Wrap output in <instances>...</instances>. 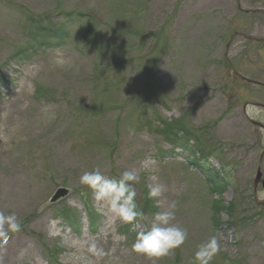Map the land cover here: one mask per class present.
<instances>
[{
	"label": "rangeland",
	"instance_id": "obj_1",
	"mask_svg": "<svg viewBox=\"0 0 264 264\" xmlns=\"http://www.w3.org/2000/svg\"><path fill=\"white\" fill-rule=\"evenodd\" d=\"M72 10L97 17L92 40L74 22L67 36L33 32ZM95 168L137 170L142 220L95 201L79 183ZM257 168L264 179V0H0V212L21 221L0 264H195L213 235L211 264H264ZM173 203L188 239L136 253Z\"/></svg>",
	"mask_w": 264,
	"mask_h": 264
},
{
	"label": "clouds",
	"instance_id": "obj_2",
	"mask_svg": "<svg viewBox=\"0 0 264 264\" xmlns=\"http://www.w3.org/2000/svg\"><path fill=\"white\" fill-rule=\"evenodd\" d=\"M140 176L135 169L124 170L118 180L106 178L99 168L85 171L79 178V183L91 189L97 203L106 205L112 218L133 224L142 220L144 212L136 200V190ZM164 187L154 185L149 189L150 198L162 195ZM175 204L168 209L157 212L144 231L136 235L132 248L136 253L150 259L171 254L188 239V230L175 222ZM21 229V221L15 213L0 212V239L7 242L9 234ZM221 251V244L215 235L198 245L194 254L195 264H211L213 258Z\"/></svg>",
	"mask_w": 264,
	"mask_h": 264
},
{
	"label": "trees",
	"instance_id": "obj_3",
	"mask_svg": "<svg viewBox=\"0 0 264 264\" xmlns=\"http://www.w3.org/2000/svg\"><path fill=\"white\" fill-rule=\"evenodd\" d=\"M61 16L62 23L55 24L54 22L51 23L52 21H50L51 24L50 26H48L45 23L40 22L35 24L33 32L35 33V35H40L43 39H52L55 37L57 38L59 34L65 35L67 32L66 28L72 26V23L74 22L75 24H77L78 29L82 32V36L84 38H87V40H92L93 36L96 35L98 22L97 17L93 16L92 13L87 14L78 10H72L62 13ZM27 19H29L30 21L32 20L31 22H34L33 18L30 19L29 17H27ZM70 34V32H67L65 36ZM61 35L59 37H61ZM35 92V95L39 97L44 96V91H42V88L40 86L36 88ZM182 133L186 134L185 130L183 128H178V132H176L174 135L175 139H180L182 137Z\"/></svg>",
	"mask_w": 264,
	"mask_h": 264
},
{
	"label": "water",
	"instance_id": "obj_4",
	"mask_svg": "<svg viewBox=\"0 0 264 264\" xmlns=\"http://www.w3.org/2000/svg\"><path fill=\"white\" fill-rule=\"evenodd\" d=\"M257 178L260 177V173L258 172L256 175ZM67 192V190L65 188H58L55 192V194L52 196L51 201H54L55 199H57L60 196L65 195Z\"/></svg>",
	"mask_w": 264,
	"mask_h": 264
},
{
	"label": "flooded vegetation",
	"instance_id": "obj_5",
	"mask_svg": "<svg viewBox=\"0 0 264 264\" xmlns=\"http://www.w3.org/2000/svg\"><path fill=\"white\" fill-rule=\"evenodd\" d=\"M257 170H259L258 168H257ZM260 171V170H259ZM261 172V171H260ZM261 176H262V173H261ZM260 181H261V185L264 187V179L262 178V177H260ZM258 182V180H256V183ZM258 216V218H262V219H264V213L263 212H261L259 215H257ZM257 218V219H258Z\"/></svg>",
	"mask_w": 264,
	"mask_h": 264
}]
</instances>
